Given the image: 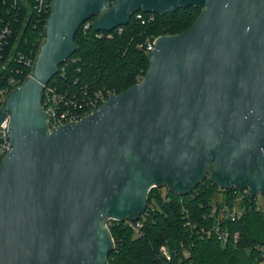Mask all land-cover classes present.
Wrapping results in <instances>:
<instances>
[{
	"label": "water",
	"instance_id": "obj_1",
	"mask_svg": "<svg viewBox=\"0 0 264 264\" xmlns=\"http://www.w3.org/2000/svg\"><path fill=\"white\" fill-rule=\"evenodd\" d=\"M200 9L159 35L139 82L49 131L44 85L92 20ZM0 264H107L109 220L135 222L152 187L187 194L208 176L264 194V0H52L31 74L0 105Z\"/></svg>",
	"mask_w": 264,
	"mask_h": 264
},
{
	"label": "trees",
	"instance_id": "obj_2",
	"mask_svg": "<svg viewBox=\"0 0 264 264\" xmlns=\"http://www.w3.org/2000/svg\"><path fill=\"white\" fill-rule=\"evenodd\" d=\"M0 12L4 13L1 5ZM49 13L50 9L38 21L37 15L30 13L22 29L16 25L15 34L21 31V36L15 50L35 58ZM199 13L200 9L192 5L163 15L155 13L151 21L142 22L133 16L121 28L103 33L80 26L74 36L78 47L68 58L65 73L57 72L48 84L60 91L68 89L70 95L74 93L79 99L83 97L80 88L85 85L88 94L97 90L121 93L138 82L148 69L147 39L185 31ZM162 187L150 189L146 207L138 218V232L132 227L135 222H108L114 248L107 264H257L264 255V207H257L255 197L246 196L243 212L231 220L222 218L220 209L224 205H214L204 192L214 189L228 198L233 189H220L208 176L187 194L166 187L161 192ZM228 200L231 199L226 200L230 208ZM212 226L228 231L226 243L219 240ZM162 246L169 257L162 252Z\"/></svg>",
	"mask_w": 264,
	"mask_h": 264
},
{
	"label": "built area",
	"instance_id": "obj_3",
	"mask_svg": "<svg viewBox=\"0 0 264 264\" xmlns=\"http://www.w3.org/2000/svg\"><path fill=\"white\" fill-rule=\"evenodd\" d=\"M51 3L52 0H0V5L3 7L4 12H0V105L8 93L21 84L31 74L37 55L36 53L35 58H32L30 53L15 50L17 41L21 36V31L15 34V27L18 25L20 26V29H22L26 24V21L29 19V16L26 15L30 13L37 15L35 20H40L43 13H46V11L51 9ZM23 15H25V17ZM154 15L155 13L153 12L145 13L143 11H137L132 17L134 16L135 19L145 22L153 20ZM81 27L83 30L89 29L92 27V20L85 21ZM117 28L119 29L121 26ZM98 32L103 33V31ZM156 37L157 36L152 39H147L145 42L146 52L153 49ZM68 58L59 65L57 72L60 71L61 74L65 73V68L69 63ZM48 82L43 87L41 107L47 113L49 131L58 125L82 119L86 115L94 112L106 99H108V97H110V95L116 94L114 91L109 90H97L88 94L87 86L85 85L80 88V95H83V97L79 99L74 93L70 95L68 89L60 91L56 86L48 84ZM76 82L77 80L75 79L74 83ZM8 123L9 117L6 115L0 122V160L9 147ZM220 189L224 190L225 188L220 187ZM232 189V192H239L243 197L249 195L246 188L236 189L232 187ZM257 207L262 208L258 202ZM220 211L222 218L229 217L231 220H234L243 212V209L241 208L238 210L224 205L221 207ZM132 227L135 232H138L141 227V221H135ZM212 227L219 240L223 244L226 243L228 231L226 229H220L217 226ZM161 250L167 257H169L165 247L162 246ZM257 264H264V255L257 261Z\"/></svg>",
	"mask_w": 264,
	"mask_h": 264
},
{
	"label": "rangeland",
	"instance_id": "obj_4",
	"mask_svg": "<svg viewBox=\"0 0 264 264\" xmlns=\"http://www.w3.org/2000/svg\"><path fill=\"white\" fill-rule=\"evenodd\" d=\"M159 191H161V192H164L165 190H164V188L162 187V188H160V190ZM204 194H205V196L207 197V198H209L210 199V201H213L212 203L214 204V205H221V204H223V205H225V206H227V203H226V200L228 199V198H230L231 199V201L230 200H228L229 202H231V203H229L230 204V206L232 207V208H234V209H238V210H240L241 208H242V206H243V203H244V198L245 197H243L242 196V194L241 193H234V192H232V197H228V198H226V195H224L221 191H215L214 189H210V190H207L206 189V192H204ZM258 203H260V206L261 207H264V196H263V194H257L256 196H255V198H254ZM255 201V202H256ZM229 206V205H228ZM215 207V206H214ZM230 207V208H231ZM216 208V207H215ZM214 208V209H215Z\"/></svg>",
	"mask_w": 264,
	"mask_h": 264
}]
</instances>
